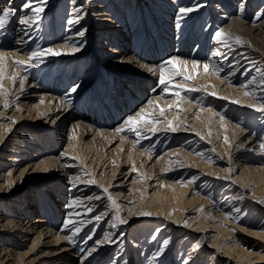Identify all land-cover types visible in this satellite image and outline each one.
Listing matches in <instances>:
<instances>
[{"label":"bare ground","instance_id":"6f19581e","mask_svg":"<svg viewBox=\"0 0 264 264\" xmlns=\"http://www.w3.org/2000/svg\"><path fill=\"white\" fill-rule=\"evenodd\" d=\"M27 2L0 0L15 9L0 32V264H264V0H47L26 28ZM38 48L61 54L13 63ZM164 55L193 77L167 93ZM178 84L199 91L177 100ZM140 109L161 122L118 132Z\"/></svg>","mask_w":264,"mask_h":264},{"label":"snow or ice","instance_id":"6c2138e0","mask_svg":"<svg viewBox=\"0 0 264 264\" xmlns=\"http://www.w3.org/2000/svg\"><path fill=\"white\" fill-rule=\"evenodd\" d=\"M47 4V0H40V2L38 4H34L32 2V0H28V2L25 5V9H30L31 14H26L24 17L22 18H18V23L20 25H25L26 28L27 27H31L33 24L38 23L41 19H42V13L44 12V9L46 7ZM194 10H198V6L196 7H180L178 9V13L181 15V17H183L184 14L194 11ZM15 14V9H13L12 7L8 6L5 7L4 9L0 10V32H3L6 29L7 24L10 22L11 17ZM76 21H73V23H75ZM80 35L83 36L84 32L81 31ZM215 39L221 43L222 45H224L225 47H230L231 46V40L234 39L235 43L237 44H243L244 41L239 37V36H235L232 37L230 34H225L223 29L218 30L215 33ZM79 50V49H76ZM61 53L53 51V49L48 48V49H36L32 52H30L28 54V61H21V60H14L13 63L18 66V67H34L36 66L35 64L30 63L31 61H36L37 63L41 62L43 57L45 55H51V56H57L60 55ZM3 57H0V60H3ZM187 65H188V61L185 60H181L177 57H172L168 60H166L163 64L159 65V84L164 86L162 88V91H164L165 93L169 92L170 88L173 85V75L174 76H180L183 77V81L187 82L190 81L193 77L190 74H185L187 71ZM192 69H198L200 67L203 68V71L205 73H208L210 70H215L217 73L219 72V69H215L214 66L213 68L210 69V65L208 63H204V64H200V62L198 61H192L191 64ZM145 68H147V70L149 72H152L153 75H156V70L152 69V68H148L147 65H145ZM167 73H171V75H168ZM12 79H15V77H11ZM177 88L179 90H176L174 92V96L177 98V100H179L181 98V92L185 91V92H191V91H199V89H193V88H188V87H184L183 84H178ZM76 88L73 87L71 89V91H75ZM0 94L3 95H7L6 91L3 89L2 83H0ZM214 94V93H212ZM245 95H250V93L246 92ZM258 99H260L261 103H264V97H258ZM148 104L150 106H153V102L150 100L148 101ZM158 107V106H157ZM255 111L257 112H261L264 113V108H255ZM141 113H143V115H141ZM160 113L161 115H163L164 113V109L160 108ZM145 117H148L147 113H144L143 109H140L139 112L135 113L134 115L128 116L123 124L124 127L122 128H118L117 131H124L125 129L130 130L134 133H136L137 137H140L141 133L137 131V122L138 119L139 120H144ZM148 120L151 121L152 123H160L161 121L158 120H154L151 117H148ZM168 131H176V128L172 126V123L169 122L168 128L166 129ZM225 142H227V138H225ZM75 159V158H73ZM135 170V169H133ZM10 174V173H9ZM75 179H79L78 177ZM94 181H89V183H92ZM73 186L75 187V184H73ZM103 191L105 193H107V189H103ZM99 198V197H97ZM108 200L110 202V204L115 207L117 209V215H116V220L119 221V223L123 224L126 223V221L124 219H122L119 216V209H118V205L117 202L112 199L111 195H108ZM76 203L75 200L69 202L66 207L68 208H72L73 205ZM202 211V209H201ZM145 215H149V213H145ZM99 216H97L95 219L99 220ZM73 222L71 220H65L64 221V227L68 228L70 224H72ZM81 224L83 223L82 221L80 222ZM113 227H116V223L114 222ZM185 226H187L185 224ZM81 231V227L79 226H74L72 228L71 231V235L67 236V240L69 241V243L75 245L76 241L73 239L74 236H76L79 232ZM88 239H91V236H88ZM105 240H109L108 236H105ZM104 241H100V243L102 244ZM109 242H111L109 240ZM167 245V241L165 242V246ZM198 247V245H197ZM93 251H95V249H93Z\"/></svg>","mask_w":264,"mask_h":264},{"label":"rangeland","instance_id":"374dc122","mask_svg":"<svg viewBox=\"0 0 264 264\" xmlns=\"http://www.w3.org/2000/svg\"><path fill=\"white\" fill-rule=\"evenodd\" d=\"M206 26V25H205ZM175 43V42H174ZM174 45L175 44H173V47H174ZM194 45H195V43L194 44H192L189 48H188V50H190V49H193V48H195L194 47ZM172 47V46H171ZM175 48V47H174ZM159 58V57H158ZM164 58H165V55L164 56H161L158 60H152V61H155V62H153V63H155V65H161L160 63L164 60ZM55 67H57V65H54ZM53 66V67H54ZM54 67V68H55ZM65 67H68V64H66V66ZM82 71H83V69L82 70H80L79 71V73H82ZM111 75H113V74H111ZM64 76H66V74L64 75ZM53 77H54V74H53ZM175 81H177V82H185V81H183V77H180V76H173V82H175ZM101 82H102V85H103V87H105V86H107L106 84H107V81H104V80H101ZM92 91V90H91ZM183 92V91H182ZM181 92V93H182ZM90 95H88V97H89ZM237 111V113H235V114H233L234 113V111ZM58 112V111H57ZM227 111H225V117L226 118H228L229 120H231V121H236V119H238L239 118V110H238V108H234V109H231V110H229L227 113H226ZM233 114V115H232ZM39 122V121H38ZM39 125H40V123H38L37 125H35V127H39ZM69 127V126H68ZM40 128H41V126H40ZM214 131V130H213ZM40 134L42 135L43 133H41L40 132ZM40 138V137H39ZM182 143H184V141L182 142ZM176 147H180V145H177ZM99 151L100 152H104V143H102L101 145H99ZM114 160L117 162L118 160H119V155H115V157H114ZM143 169V168H142ZM155 169V168H154ZM156 170V169H155ZM154 170V171H155ZM153 174H157V171H155ZM155 177H157V176H155ZM155 182V180H152V183H154ZM196 185H198V187L196 188V190H199V188L200 187H203V185H202V182H199V183H195ZM205 187V186H204ZM143 189H145V188H143ZM208 189V188H207ZM206 189V190H207ZM210 190V189H209ZM208 193H210V191L208 192ZM168 192H163L161 195V200H164V201H166V200H168ZM218 197H220V196H215L214 195V197H213V199H216V198H218ZM116 202H119L120 200H118V199H116V197H114L113 198ZM118 200V201H117ZM248 216L251 218V219H255L252 215H250V213L248 214ZM246 219V218H245ZM141 220H143V219H141ZM141 220H135V222L134 223H139V222H141ZM134 223H131V224H134ZM153 223H158L157 221H154ZM125 229V227H123V230ZM178 243V242H177ZM176 244V243H175ZM116 250V249H115ZM175 251H176V247H175Z\"/></svg>","mask_w":264,"mask_h":264}]
</instances>
